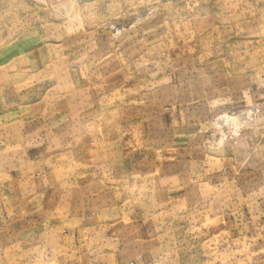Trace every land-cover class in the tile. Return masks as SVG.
Masks as SVG:
<instances>
[{
	"label": "rangeland",
	"instance_id": "1",
	"mask_svg": "<svg viewBox=\"0 0 264 264\" xmlns=\"http://www.w3.org/2000/svg\"><path fill=\"white\" fill-rule=\"evenodd\" d=\"M0 264H264V0H0Z\"/></svg>",
	"mask_w": 264,
	"mask_h": 264
},
{
	"label": "crops",
	"instance_id": "2",
	"mask_svg": "<svg viewBox=\"0 0 264 264\" xmlns=\"http://www.w3.org/2000/svg\"><path fill=\"white\" fill-rule=\"evenodd\" d=\"M93 137V135L91 136V137H89V136H86V135H83V136H81V139H80V143H82V142H84L85 143V145H88V141H89V139L90 140H92L91 138ZM92 142V141H91ZM68 165H70V163H67ZM103 166V165H102ZM97 192H98V188H97ZM93 209V208H92ZM144 211V210H143ZM145 211H147V210H145ZM94 217V216H93ZM94 220H95V222H97L96 221V216L94 217ZM32 225H34V224H31V225H27V226H21V229H22V232L23 231H27V230H30L31 228H33V227H31ZM30 226V227H29ZM33 231H34V229H33ZM34 236V235H33Z\"/></svg>",
	"mask_w": 264,
	"mask_h": 264
}]
</instances>
